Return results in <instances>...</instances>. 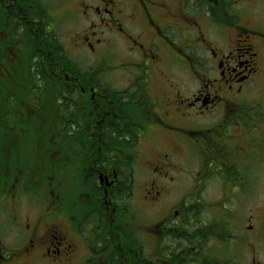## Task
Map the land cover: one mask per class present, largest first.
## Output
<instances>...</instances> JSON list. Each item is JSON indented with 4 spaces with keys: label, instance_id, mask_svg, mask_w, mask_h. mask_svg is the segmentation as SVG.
Instances as JSON below:
<instances>
[{
    "label": "flooded vegetation",
    "instance_id": "flooded-vegetation-1",
    "mask_svg": "<svg viewBox=\"0 0 264 264\" xmlns=\"http://www.w3.org/2000/svg\"><path fill=\"white\" fill-rule=\"evenodd\" d=\"M0 124V264H264V0H0Z\"/></svg>",
    "mask_w": 264,
    "mask_h": 264
},
{
    "label": "rangeland",
    "instance_id": "rangeland-1",
    "mask_svg": "<svg viewBox=\"0 0 264 264\" xmlns=\"http://www.w3.org/2000/svg\"><path fill=\"white\" fill-rule=\"evenodd\" d=\"M0 131L1 132L7 131L6 128L4 127V124H0ZM50 131H53V130L51 129ZM48 133H49V129H48L47 125H43L40 128V133L39 134L48 135ZM20 135H22V134H20ZM33 138H34L33 134L20 137L18 146L22 148L23 153H26L28 155L32 154V158L30 160H28L27 163L32 165L30 168L33 170L34 173H36V172H39V169L43 170V168H39L40 166L37 167L38 164H37V162L35 160V157L33 156L32 147L36 143V140H33ZM41 139L43 141L46 140L45 137H43ZM56 178H57L58 181L63 179L62 175H60V174H58V176Z\"/></svg>",
    "mask_w": 264,
    "mask_h": 264
},
{
    "label": "trees",
    "instance_id": "trees-1",
    "mask_svg": "<svg viewBox=\"0 0 264 264\" xmlns=\"http://www.w3.org/2000/svg\"><path fill=\"white\" fill-rule=\"evenodd\" d=\"M54 51H55V54H57L60 51V49L57 48V49H54ZM53 86H55V84Z\"/></svg>",
    "mask_w": 264,
    "mask_h": 264
}]
</instances>
